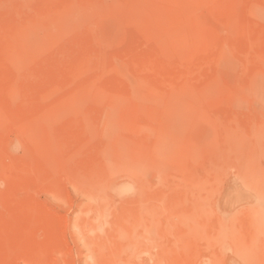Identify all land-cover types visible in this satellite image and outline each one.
<instances>
[{
	"label": "rangeland",
	"instance_id": "374dc122",
	"mask_svg": "<svg viewBox=\"0 0 264 264\" xmlns=\"http://www.w3.org/2000/svg\"><path fill=\"white\" fill-rule=\"evenodd\" d=\"M0 264H264V0H0Z\"/></svg>",
	"mask_w": 264,
	"mask_h": 264
}]
</instances>
